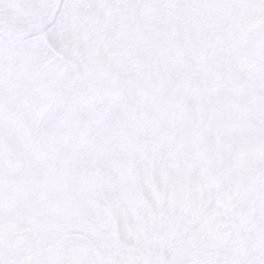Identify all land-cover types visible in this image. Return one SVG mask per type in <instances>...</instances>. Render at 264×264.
I'll use <instances>...</instances> for the list:
<instances>
[{"label": "snow or ice", "instance_id": "snow-or-ice-1", "mask_svg": "<svg viewBox=\"0 0 264 264\" xmlns=\"http://www.w3.org/2000/svg\"><path fill=\"white\" fill-rule=\"evenodd\" d=\"M0 264H264V0H0Z\"/></svg>", "mask_w": 264, "mask_h": 264}]
</instances>
